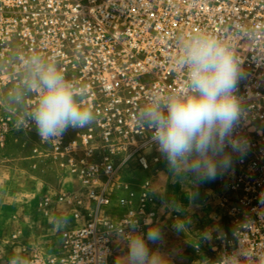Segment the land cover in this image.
Here are the masks:
<instances>
[{
    "label": "built area",
    "instance_id": "2783aa9c",
    "mask_svg": "<svg viewBox=\"0 0 264 264\" xmlns=\"http://www.w3.org/2000/svg\"><path fill=\"white\" fill-rule=\"evenodd\" d=\"M254 27L264 28V0H0V104L24 83L21 54L37 53L54 58L66 79L86 90L84 106L96 117L45 142L71 178L59 195L68 225L60 250L45 264H112L116 248L126 246L129 220L138 219L144 233L145 220L160 223L161 198L150 177L139 175L133 186L123 173L134 165L156 170L159 156L146 153L154 144L137 125V112L151 93L182 85L178 40L197 32L236 50L244 109L237 131L250 145L242 160L233 157L227 225L214 235L205 264L237 249H264V35L251 41L239 34ZM36 101L30 94L26 104ZM8 122L0 117V142Z\"/></svg>",
    "mask_w": 264,
    "mask_h": 264
},
{
    "label": "clouds",
    "instance_id": "9594fccd",
    "mask_svg": "<svg viewBox=\"0 0 264 264\" xmlns=\"http://www.w3.org/2000/svg\"><path fill=\"white\" fill-rule=\"evenodd\" d=\"M239 34L255 41L264 28L239 30ZM179 64L184 71L182 85L165 94L151 93L137 112L136 123L148 130L150 140L167 163L174 180L187 183L190 201H195V190L201 183L216 180L233 168V157L247 156L250 145L247 137L238 133L244 117L238 83L243 68L236 50L221 39L206 32H197L178 40ZM24 83L12 87L4 104L19 110L15 127H34L42 142L59 140L68 128H85L95 122L93 111L84 106L87 92L77 90L57 67L54 58L45 59L37 53L23 55ZM37 95L34 106L26 100ZM264 205V199L261 200ZM165 207L176 213L184 211L180 202L165 201ZM243 223L251 224L245 218ZM53 228L63 230L66 217H55ZM140 231V221L131 219L122 233L127 253L123 264H169L159 249L149 243L162 240L158 225ZM184 222H177L174 230L183 231ZM237 229H233L236 235ZM207 238V234L205 235ZM10 264H25L17 255ZM217 264H264V249H237L217 261Z\"/></svg>",
    "mask_w": 264,
    "mask_h": 264
},
{
    "label": "rangeland",
    "instance_id": "374dc122",
    "mask_svg": "<svg viewBox=\"0 0 264 264\" xmlns=\"http://www.w3.org/2000/svg\"><path fill=\"white\" fill-rule=\"evenodd\" d=\"M4 98L0 117H7L9 122L0 142V264H10L17 255L25 264H45L61 248L64 229H54L52 220L70 217L59 195L70 186L71 178L54 159V149L42 142L33 129L24 126L18 130L14 126L19 110L7 107ZM145 151L150 157L159 156L156 170H141L134 165L123 174L133 186L138 185L139 175L147 174L160 195L157 225L163 238L156 244L149 243V247L159 249L169 264H205L211 257V248L216 246L214 235L227 225L228 206L224 199L231 170L216 180L201 183L195 189L198 195L193 202L187 195L191 186L173 179L155 144ZM165 201L180 202L184 211H171ZM181 221L185 228L177 232L174 225ZM126 253L127 247L121 243L112 264H123Z\"/></svg>",
    "mask_w": 264,
    "mask_h": 264
},
{
    "label": "bare ground",
    "instance_id": "6f19581e",
    "mask_svg": "<svg viewBox=\"0 0 264 264\" xmlns=\"http://www.w3.org/2000/svg\"><path fill=\"white\" fill-rule=\"evenodd\" d=\"M131 158H132L131 160H133L134 157H131Z\"/></svg>",
    "mask_w": 264,
    "mask_h": 264
}]
</instances>
